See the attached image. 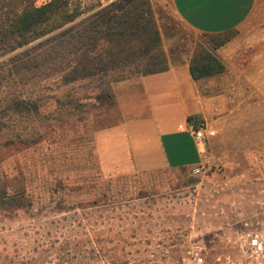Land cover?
Returning a JSON list of instances; mask_svg holds the SVG:
<instances>
[{"label":"rangeland","instance_id":"374dc122","mask_svg":"<svg viewBox=\"0 0 264 264\" xmlns=\"http://www.w3.org/2000/svg\"><path fill=\"white\" fill-rule=\"evenodd\" d=\"M68 1L79 18L113 0ZM145 7L157 26L156 19L170 26L174 37L161 39L168 64L210 46L213 37L184 28L167 0H147ZM248 47L249 79L245 69L226 68L209 82L227 95L230 115L226 129L208 132L197 173L137 171L122 157L101 165L95 134L117 123V86L140 73L111 79V98L102 93V102L98 90L76 83V96L86 95L82 102L90 104L82 108L48 98L55 91L65 101L70 85L65 91L53 80L40 82L39 141L5 150L0 162L2 171L18 174L30 200L22 208H0V264H180L199 248L212 263L221 250L236 252L233 241L242 230H264V68L254 64H264V36Z\"/></svg>","mask_w":264,"mask_h":264},{"label":"trees","instance_id":"16d2710c","mask_svg":"<svg viewBox=\"0 0 264 264\" xmlns=\"http://www.w3.org/2000/svg\"><path fill=\"white\" fill-rule=\"evenodd\" d=\"M146 3L113 0L78 18L80 13L69 8L68 0H48L39 5L32 0H0V162L5 150L39 141V83L43 80H53L56 88L66 87L65 91L70 85L65 101L57 98L55 91L48 98L59 105L82 108L89 103L82 102L86 95L76 96V83L84 90H98L95 98L102 102L103 96L111 98V79L168 68L159 28ZM211 36L210 46L190 59L194 79L224 71L215 49L229 36ZM142 61L145 63L133 69L125 68ZM49 113L52 115L53 110ZM195 118L191 115L188 120ZM18 173L22 175V171ZM19 183L18 174L0 167V208L18 209L30 204L25 186Z\"/></svg>","mask_w":264,"mask_h":264},{"label":"crops","instance_id":"0c3cea01","mask_svg":"<svg viewBox=\"0 0 264 264\" xmlns=\"http://www.w3.org/2000/svg\"><path fill=\"white\" fill-rule=\"evenodd\" d=\"M167 1L174 17L192 34H227L229 38L215 49L224 69H245V77H251L248 45L264 36V0ZM156 20L164 44L173 35L170 26ZM190 57L191 53L169 60L167 69L137 75L117 86L119 120L95 134L101 165L122 157L127 168L157 171L192 168L202 162L203 146L189 132V116L202 119L208 134L226 129L230 114L227 95L211 84L216 74L192 78ZM254 64L255 70L264 68L261 61Z\"/></svg>","mask_w":264,"mask_h":264},{"label":"built area","instance_id":"2783aa9c","mask_svg":"<svg viewBox=\"0 0 264 264\" xmlns=\"http://www.w3.org/2000/svg\"><path fill=\"white\" fill-rule=\"evenodd\" d=\"M189 132L193 140L204 146L207 138L205 122L195 118L189 120ZM202 163V162H201ZM201 163L191 168L193 173L201 170ZM236 252L221 250L215 253L212 263H208L207 255L202 248L191 250L181 258L180 264H264V230H242L233 241ZM204 249V248H203Z\"/></svg>","mask_w":264,"mask_h":264}]
</instances>
